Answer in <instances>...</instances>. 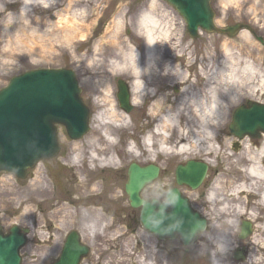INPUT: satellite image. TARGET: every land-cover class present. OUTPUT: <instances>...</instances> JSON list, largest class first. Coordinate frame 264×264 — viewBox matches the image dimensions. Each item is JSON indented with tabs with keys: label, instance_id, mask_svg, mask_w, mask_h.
I'll list each match as a JSON object with an SVG mask.
<instances>
[{
	"label": "rangeland",
	"instance_id": "374dc122",
	"mask_svg": "<svg viewBox=\"0 0 264 264\" xmlns=\"http://www.w3.org/2000/svg\"><path fill=\"white\" fill-rule=\"evenodd\" d=\"M32 1L0 2V88L6 85L10 77L25 70L71 69L79 84L80 98L89 110V130L81 138L73 140L66 135L63 127L55 125L59 145L55 156L37 161L23 179L11 173L0 174V226L4 232L12 225L27 230L26 243L20 250L21 264H30L32 259L38 257L42 260L40 264L53 262L57 259L64 237L72 230L78 232L80 242L89 248L88 254L79 264H107L114 257L107 254L100 256L98 249L117 244L125 246L129 255L134 253L137 264L157 262L155 254L137 251L141 245L149 244L157 245L161 251L160 263L188 264L185 259H192L198 238L192 245L184 246L177 238L161 240L144 230L138 222L139 208L129 205L124 192L127 167L131 162L153 163L165 169L169 165L172 172L175 165L185 159L202 160L209 166L208 186L211 185L216 173L225 166L221 155L218 158L207 157L202 153L192 156L150 155L144 151L146 148L142 143L147 129L151 130L156 125L157 118L148 115L155 109L156 103L163 99L168 102L173 100L175 103L179 97L184 96L188 99H208L206 82L200 73L204 72L206 75L210 68L218 78L214 76L216 83L213 86L227 105L225 118L216 127V150L219 152V148L224 147L225 154L250 153L254 159L264 163V136L252 143L248 137L236 139L228 130L230 111L235 106L246 100L264 103V45L245 28L234 36L201 32L196 38H191L182 18L164 0ZM211 6L217 26L249 25L264 43V0H212ZM22 12L28 15L24 17ZM146 14L158 20L153 27L154 34L164 36V31L167 32L166 40L157 41L159 55L156 56L152 69L149 67L150 72L153 69L166 72L165 76L160 75L159 71L158 76L153 74L152 79L156 81L153 80L150 88L148 87L153 89L156 86L160 94L148 99L144 98L145 94L142 92L136 94L140 103H135L127 114V126L120 125L121 121L118 119L113 120L111 125L100 126L97 118L100 113H108L110 107L123 112L115 97V82L117 78L131 80L133 68L129 62L134 60L140 67L146 66L143 59L146 41L144 34L142 35L144 27L138 22ZM67 15L77 22L73 31L56 26L58 20ZM50 31L54 33L50 34ZM129 52L133 56L131 61L127 59ZM227 56L237 58V67H243L247 63L258 72L256 76L249 78L245 72L239 73L237 84L241 90L233 99L227 98L224 93L232 88V83L227 74L219 71ZM118 62L119 66H116ZM212 64L214 65L211 66ZM178 72H182L185 77L180 78ZM181 81L187 85L184 96L181 93ZM175 87L178 88L177 92L173 90ZM187 106L186 104L185 113L190 110ZM191 113L196 112L194 110ZM94 132L96 135L92 137ZM104 132L109 134L104 136ZM74 145L80 149L73 150ZM95 147L98 152L101 151L95 153L100 158H107L111 154L115 165L100 166L98 163H91L86 153H91ZM130 147L132 151L128 150ZM152 149L156 150L154 146ZM73 158L77 160L75 165L71 163ZM37 169L43 179L48 180L49 191L37 197L42 199L40 203L32 198L33 202L30 204L26 198L33 194L32 184ZM82 179L89 182L84 189L85 195L78 187ZM152 195L153 191L149 186L141 194L146 200ZM188 195L193 200L195 210H200V215L206 218L202 211L205 201L197 199L196 193ZM195 199L197 202H194ZM252 200L255 198H250ZM57 202L68 207L66 215L52 214ZM92 207L106 218V224H110L104 232L106 240L100 231L95 234L82 232L81 223L73 217L81 215L85 219L89 218ZM75 210L77 213H74ZM64 215L72 217L73 221H62ZM206 221L208 225L209 221ZM240 223L238 221V229ZM120 234L123 236L119 241L110 245L106 243L108 239ZM202 234L204 232L200 235ZM237 234L238 231L236 237L242 241L243 238H239ZM126 239H130V242ZM116 255L118 258L119 255ZM230 257L234 259L233 252Z\"/></svg>",
	"mask_w": 264,
	"mask_h": 264
},
{
	"label": "water",
	"instance_id": "95a60500",
	"mask_svg": "<svg viewBox=\"0 0 264 264\" xmlns=\"http://www.w3.org/2000/svg\"><path fill=\"white\" fill-rule=\"evenodd\" d=\"M183 18L186 30L192 37L198 29L205 32L235 35L249 26L242 24L217 27L210 0H165ZM254 35V33H253ZM262 42V38L257 37ZM117 100L120 107L131 110L127 87L118 82ZM80 88L72 70L40 68L25 71L9 79L0 89V174L12 173L25 178L37 161L55 156L59 150L56 124L65 127L71 139L82 137L88 129V109L80 99ZM237 138L248 135L260 137L264 133V104L248 101L232 114L228 126ZM206 164L187 161L175 170L177 184L195 189L206 172ZM158 167L131 163L127 171L124 191L131 207H140L139 223L148 233L159 239L178 238L183 245L192 244L204 230L206 220L192 209L188 199L176 188L170 189L165 200H144L140 193L157 176ZM251 231L250 223H241L239 237ZM26 229L16 225L4 234L0 227V264H20L19 249L26 242ZM88 246L80 242L76 231L69 232L63 241L58 258L50 264H79L88 254ZM243 259L240 251L234 254Z\"/></svg>",
	"mask_w": 264,
	"mask_h": 264
},
{
	"label": "bare ground",
	"instance_id": "6f19581e",
	"mask_svg": "<svg viewBox=\"0 0 264 264\" xmlns=\"http://www.w3.org/2000/svg\"><path fill=\"white\" fill-rule=\"evenodd\" d=\"M1 1L2 0H0V2ZM32 2L41 3L45 2V0H33ZM22 14L24 17L28 15L25 12H22ZM157 21L158 20L150 14L142 15L140 17L138 22L139 25L144 27L145 39L147 38V32H153V27L157 25ZM75 23H77L76 20L71 19L67 15L59 19L56 26L64 29L69 28L68 30L73 31L75 29ZM52 33L54 32L50 31V34ZM166 33L167 32L164 31V35ZM156 45L157 41L151 45H148L145 41L143 53V59L146 62L145 68L140 67V65L138 63L136 64L134 60L131 61L133 56L130 52L127 53V59L128 61H131L129 63L133 68V72L131 73L132 80L130 83L133 94L132 103L134 99H138L136 94L142 92L152 95L151 90L147 91L145 89L150 84V82L147 81L151 80L152 74L156 72L155 69H153L152 72L149 71V67L152 69L153 62L156 59V56L159 55V51L157 50L158 47ZM119 63L120 62H118L116 66H119ZM237 64L238 61L236 57L227 56L219 70L225 75L227 74V77L232 83V88L224 92L227 98L233 99L238 96V91L241 90L237 84L240 79V72H245L248 78L258 74L250 64L245 63L243 67L240 68L237 67ZM213 65L214 64L211 66ZM178 74L181 76L180 78L185 77L182 72H178ZM214 74L216 73L215 71H211V68L206 75L204 72L200 73L201 77L206 82L208 99L196 97H189V99L186 98L184 93L187 85L185 82L181 81L183 86L181 93L184 97H179L175 103L173 100L168 102L166 99L156 103L154 107L155 109H152L148 114L152 118H157V124L155 125L156 133L148 134V136L143 138V147L146 148L144 151L150 155L187 154L192 156L194 154L202 153L207 157L214 156L215 158H218L221 155V159L225 163V166L219 169L216 173L213 182L207 187L206 193L202 197V200L205 201L203 203L204 206L201 203L202 211L205 213L204 215L207 218H205V220H208L209 224L207 225L206 223L204 230L197 234L196 239L198 238V241L192 259L191 257L186 258L185 262L188 264H264V163L254 159L250 153L225 154L224 147L219 148V152L216 150V147L214 146V141L217 138L216 127L221 120H224L227 105L222 96L218 94L216 88L213 86V83H216L214 78L217 76ZM145 78H148V80L144 81ZM185 80L187 82V78H185ZM213 97L215 98L213 99ZM213 102L216 104V108L214 116L211 119H214L216 122L211 123L209 118H205L204 121H201L200 114H202L204 109ZM186 104L190 110L186 109L187 112L185 113L184 110ZM194 110L196 113L192 114L191 112ZM198 112L200 114H198ZM127 117V114L117 112L114 107H110L108 113L103 112L97 116L100 126L110 124L113 120L117 119L121 121L120 125L127 126ZM108 134L104 132V136H107ZM95 135L96 133L94 132L92 137H95ZM263 136L264 135H260V137ZM154 138H156L155 143L153 142ZM153 146L156 148L155 151L152 149ZM79 149L78 146L74 145L73 150ZM97 149L95 147L93 149L94 151L91 150V153H86L88 155L87 158H90L91 163H98L100 166L115 165V161L111 154L108 155L107 158H100L95 154L101 152H98ZM128 150L132 151L131 147ZM71 163L75 165L77 160L73 158ZM46 180L47 179H43L39 169H37L32 184L33 194L28 195L29 197L26 198L27 202L31 204L33 202L32 198L39 203L42 201V199H37V197L43 196L49 191L48 180ZM79 182L78 187L82 189V194H84V189L88 186L89 182L87 179H82ZM252 197L255 198V200L250 201V198ZM60 203L61 202L56 203L52 214L58 215L59 213H64L66 215L68 207ZM198 211L200 212V210ZM89 212V218L86 219L81 217V215H73V217L78 219L81 223L82 232L95 234L100 231L106 240L107 235L104 232L110 224H106V218L103 217L97 209L92 207ZM74 213H77V210H75ZM65 215L63 216L62 221H73L72 217ZM202 217L204 218V216ZM230 220L234 222L244 220L250 223L251 231L242 239V241L236 237L238 231L237 224H229L228 221ZM203 232L204 234L200 235ZM198 235H200V237H198ZM122 236L123 234H120L113 239H108L106 243H109L110 245L112 242L119 241ZM126 241L129 243L130 239H126ZM221 246L223 247V251L220 250ZM114 248L117 249L113 250ZM111 249L113 251H111ZM236 249L243 252V259H231L230 256H232V252ZM98 250H100V256L107 254L110 257H114L111 260H108L107 264H137L134 253L129 255L123 245H121V247L118 244L113 246L110 245V247H102ZM137 251H146L155 254L157 262L154 264H162L159 262V259L162 258V254L157 245H141ZM116 254L119 255L118 258ZM41 262L42 260L38 257L32 259L30 264H40ZM143 264L149 263L143 262Z\"/></svg>",
	"mask_w": 264,
	"mask_h": 264
},
{
	"label": "flooded vegetation",
	"instance_id": "af4514ba",
	"mask_svg": "<svg viewBox=\"0 0 264 264\" xmlns=\"http://www.w3.org/2000/svg\"><path fill=\"white\" fill-rule=\"evenodd\" d=\"M158 71H159L160 75H163V76L166 75V72L163 73L161 70H158ZM158 71L154 72L153 74L158 76V74H157ZM146 80H148V78ZM153 80L156 81L155 79H151V80H148L147 82H150V84H151ZM127 82H128V80H127ZM150 84H149V86H150ZM149 86H147L146 90L147 91L151 90L152 95H150V94L147 95V93H145L146 95L144 96V98L148 99V98H150V96L154 95V97H155L156 94H160L156 86H154L153 89H148ZM165 87L166 86L164 85V88ZM173 90L175 92H177L178 88L175 87V88H173ZM253 142L256 143V141H254V140H253ZM187 160H189V159H185L184 162H181V164H184ZM145 164H147V163H143L141 165H145ZM155 165H157V164H155ZM177 165L178 164L175 165V168H173L172 172L169 170V167H168L169 165L167 166L166 169L157 165L158 168H159L158 169V174L155 177V179L153 180V182L149 185L150 189L153 191V195L151 196L150 199H155V200H157L159 202L164 201L167 191L172 189V188H176L184 197H186L189 200L191 206L193 208H195L194 204L192 203L193 200L191 201V199L189 198L188 194L189 193L190 194L191 193H196V198L197 199H201L205 195L206 189L208 187V182H209V179H210L209 178L210 177L209 166L207 168V173H206V175L204 177V180L202 181L201 185L197 189L193 190V189H191L190 187H188L186 185H178L176 183L175 169H176ZM186 193H188V194H186ZM194 202H197V200L195 199ZM4 233H7V231H5Z\"/></svg>",
	"mask_w": 264,
	"mask_h": 264
},
{
	"label": "clouds",
	"instance_id": "9594fccd",
	"mask_svg": "<svg viewBox=\"0 0 264 264\" xmlns=\"http://www.w3.org/2000/svg\"><path fill=\"white\" fill-rule=\"evenodd\" d=\"M45 6H47V5H45ZM11 22V21H10ZM144 33H142V35H143ZM146 43L148 44V45H151V44H153L154 42H156V41H159V40H161V39H164V40H166L167 39V36L166 35H164V36H161V35H157V34H154L153 32H151V31H149V32H147L146 33ZM139 83V82H138ZM215 97H213V99H214ZM133 103H136V104H138V103H140V100L139 99H134L133 100ZM215 108H216V104L213 102V103H211L209 106H207L205 109H204V111H203V113L202 114H200L199 112H198V114H200V119H201V121H204L205 120V118H209L210 119V122L211 123H215L216 121L214 120V119H211L213 116H214V112H215ZM228 223L229 224H234V223H236V224H238V222H234V221H228ZM221 251H223V247L221 246V249H220Z\"/></svg>",
	"mask_w": 264,
	"mask_h": 264
}]
</instances>
